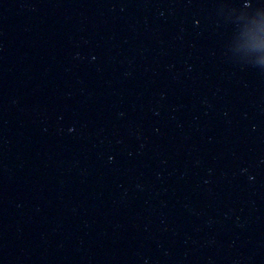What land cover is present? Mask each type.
<instances>
[{
	"label": "water",
	"instance_id": "obj_1",
	"mask_svg": "<svg viewBox=\"0 0 264 264\" xmlns=\"http://www.w3.org/2000/svg\"><path fill=\"white\" fill-rule=\"evenodd\" d=\"M0 264H264V0H0Z\"/></svg>",
	"mask_w": 264,
	"mask_h": 264
}]
</instances>
